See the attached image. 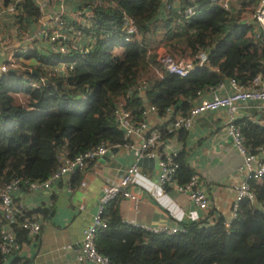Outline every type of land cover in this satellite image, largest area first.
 <instances>
[{
  "label": "trees",
  "instance_id": "obj_1",
  "mask_svg": "<svg viewBox=\"0 0 264 264\" xmlns=\"http://www.w3.org/2000/svg\"><path fill=\"white\" fill-rule=\"evenodd\" d=\"M109 1L115 6L94 11L98 41L86 55L75 52L51 59L26 55L27 60L42 64L73 61L68 75L55 77L37 68L49 83L44 91L28 87L16 70L0 75V182L43 181L56 171L62 155L73 158L103 141L122 143L114 124L120 101L136 120L146 105L156 107L159 116L165 117L168 108L185 116L197 92L230 79L246 85L255 76H264V32L260 41L252 40L250 28L240 24L236 15L211 6L208 0H195L199 8L188 26L179 28L181 38L166 43V52L173 57L208 54L209 66L185 78L163 71L141 39L127 40L122 31L121 11L134 19L143 34L145 26L164 11L165 0ZM24 10L38 17L32 2ZM175 13L170 12L172 19ZM37 78L32 75L33 80ZM138 80L148 84L145 98L126 97ZM242 132L252 153L264 147L263 125L247 124ZM175 160L179 164L175 182L188 183L194 172L184 162L183 153ZM249 185L255 200L243 199L229 226L222 216L212 221L205 218L180 224L184 232L174 235L124 226L109 205L108 226L97 233L96 248L112 264H151L168 257L188 264H264V176L250 180ZM2 227L0 218V239ZM14 233L20 248L30 242L27 232L16 228ZM10 264L29 262L15 254Z\"/></svg>",
  "mask_w": 264,
  "mask_h": 264
},
{
  "label": "built area",
  "instance_id": "obj_2",
  "mask_svg": "<svg viewBox=\"0 0 264 264\" xmlns=\"http://www.w3.org/2000/svg\"><path fill=\"white\" fill-rule=\"evenodd\" d=\"M29 1L37 10L38 17L29 16L25 12L24 5ZM57 1L0 0V55L4 59L0 65V75L16 70L29 83L28 87L44 91L49 83L42 74L37 72V68L46 73L52 72L55 77H65L73 69L74 63L70 61L42 64L35 59L27 60L26 55L36 53L44 59L57 56L67 58L75 52H79L81 56L86 55L98 41L95 9L115 6L114 2L109 0H60L59 11H56ZM208 2L211 6H219L223 11L236 15L240 24L250 28L249 38L254 41L262 39L264 0H208ZM198 8L195 0H165L163 4L165 12H176V19L173 18V22L178 30L181 26H188ZM121 22L122 31L127 40L141 39L143 34L140 33L134 19L125 11H121ZM157 61L163 71L181 78L187 77L197 68L209 66L208 54L205 52H199L189 58H177L164 52L157 56ZM32 75H38V80H33ZM147 89V82L138 80L126 92V97L135 96L144 99ZM82 100H86V97ZM254 103H264V76L262 75L255 76L246 85L230 79L216 87H207L204 91L197 92L196 97L189 101L191 108L185 116L175 113L172 108L165 110V117L159 116L156 107L146 105L139 119L136 120L132 113L124 108V101H120L114 112V124L116 131L123 137L122 143L111 144L103 141L73 158L62 155L56 171L43 181L12 179L0 182V218L3 223L0 264H10L11 258L19 253L20 246L14 233L16 228L34 237L41 231V223L37 215L30 214L14 200L16 193L22 190L30 193L49 191L54 183L61 181L67 175L83 174L92 163L105 156L110 150L125 148L138 153L139 158L126 170L120 183L105 185L102 188L93 221L83 231L80 252L76 257L78 264H112L109 258L98 252L95 244L96 235L100 230L107 228V207L118 197L129 200L134 207L142 203V198L129 190L131 186L139 184V160L148 158L157 161V182L162 189L175 183L179 169V164L175 160L177 154L159 152L164 138L176 131H188L198 117L208 112L221 110L226 113L224 133L243 160L241 171L244 180L233 188L234 205L231 219L227 221L229 226V222L236 217L239 203L243 199L252 202L255 200L249 181L260 180L264 176V147H259L252 153L246 147L242 132L243 127L255 122L239 118L240 111ZM150 115L160 120L169 119L166 122L167 125L161 129H151L147 121ZM135 139L139 141L136 142ZM81 185L84 186V183ZM177 191L188 195L191 203L198 210L203 212L210 210L207 192L198 175L193 174L188 183L178 184ZM123 225L156 235H174L184 232L180 226L146 227L134 222H123Z\"/></svg>",
  "mask_w": 264,
  "mask_h": 264
},
{
  "label": "crops",
  "instance_id": "obj_3",
  "mask_svg": "<svg viewBox=\"0 0 264 264\" xmlns=\"http://www.w3.org/2000/svg\"><path fill=\"white\" fill-rule=\"evenodd\" d=\"M145 27L147 30L141 41L148 52L156 56L167 51L166 43L170 38H181L172 16L165 11ZM225 114L221 110L198 117L190 130L167 135L159 149L165 154L183 153L184 162L198 175L207 192L210 210H198L188 195L177 191L176 182L163 189L158 186V163L144 158L139 160V184L129 188L142 198V203L134 207L129 200L118 197L110 204L109 209L121 224L134 222L146 227H175L205 218L209 221L220 216L227 221L231 219L233 188L244 180V175L242 157L233 149L223 130ZM239 118L264 126V103L249 104L240 111ZM167 120L154 115L147 119L151 129L164 128ZM138 158V153L130 149L110 150L83 174L67 175L54 183L49 191L30 193L22 190L16 193L14 200L30 214L37 215L41 223L39 235H28L30 242L20 248L19 257L29 264H78L76 257L80 252L82 234L93 221L102 188L120 183L126 170ZM151 264L188 263L168 257Z\"/></svg>",
  "mask_w": 264,
  "mask_h": 264
},
{
  "label": "water",
  "instance_id": "obj_4",
  "mask_svg": "<svg viewBox=\"0 0 264 264\" xmlns=\"http://www.w3.org/2000/svg\"><path fill=\"white\" fill-rule=\"evenodd\" d=\"M56 5H57V8H56L55 10H56V11H59V7H60V5H61V1L58 0L57 3H56ZM3 62H4V59H3V57L0 55V65H1ZM147 161H149V159H148Z\"/></svg>",
  "mask_w": 264,
  "mask_h": 264
},
{
  "label": "rangeland",
  "instance_id": "obj_5",
  "mask_svg": "<svg viewBox=\"0 0 264 264\" xmlns=\"http://www.w3.org/2000/svg\"><path fill=\"white\" fill-rule=\"evenodd\" d=\"M168 13H170V12H168ZM120 51H121V50H120ZM119 53H121V52H119ZM117 54H118V53H117ZM18 97H20V98H21V97H23V96H20V95H19ZM20 101H22V100H20Z\"/></svg>",
  "mask_w": 264,
  "mask_h": 264
}]
</instances>
